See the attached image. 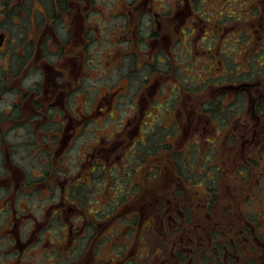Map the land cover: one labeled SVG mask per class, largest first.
<instances>
[{
  "label": "flooded vegetation",
  "instance_id": "af4514ba",
  "mask_svg": "<svg viewBox=\"0 0 264 264\" xmlns=\"http://www.w3.org/2000/svg\"><path fill=\"white\" fill-rule=\"evenodd\" d=\"M71 1H44L48 6H43L42 20L53 31L49 39L56 41L55 49L44 44L43 50L40 37L46 32H40L43 26L36 25V15L29 23L34 31L37 28L40 37L18 47L13 37H8L12 25L0 19V134H19L23 128L19 122L24 118L30 123L38 121L42 111L43 118L51 117L50 122H54V115L59 118L56 131L45 127L40 132L47 136L40 141L33 136V147L27 141L18 144L37 149L28 155L34 158L32 169L39 167L40 174L20 180L13 173L12 178L0 180V185L6 183L9 187L0 207V213H6L0 228V247L6 241L13 248L7 264H137L142 259L147 260L145 264H154L142 252L145 249L141 240L144 231L157 234L159 222L174 228L176 237L173 257L165 254L164 261L158 263V252L167 249L155 247V264H264V180L258 181V176L253 179V167L259 165L255 155L264 157V109L260 107L264 97V0H255V5H263L256 8H251L248 0H218L225 2L215 19L210 18L209 10L199 8L205 0H172L169 9L153 11L144 24L138 21L139 15L143 19L147 10L158 7L159 0H121L120 13L114 15L121 22L112 28L110 41L116 55L108 60L113 65L118 57L120 62L132 60L135 69L130 72V68L116 85L100 93L91 110L87 101L81 110H76L80 90L77 75L72 76V68L83 55L88 59V51L80 40L68 50L71 33L61 36L67 27L62 22L63 14L69 11ZM99 1L79 0L77 4L99 9L102 16ZM16 2L22 4V0H0V16L6 18L5 11H14ZM227 5H238L239 9L244 5L245 10L228 11ZM85 13L81 11L79 16ZM200 23L208 33L205 28L199 29ZM168 24L174 29L175 39L162 29ZM77 25L81 30V24ZM103 26L97 23L84 27L82 39L94 44L108 40L100 35ZM226 28L232 29L229 35L235 39L233 43H225ZM198 30L203 35H197ZM218 42L219 49L214 50ZM132 44L137 49L130 52ZM19 49L23 51L19 53ZM182 53L190 61L199 57L206 62L201 66V75H208L205 80L199 82L195 76L185 74L190 62L188 66L173 65L171 59H179ZM151 61L158 62L156 71L146 70L145 65ZM33 62H37L34 73ZM208 62L222 71L218 77H211L213 66ZM159 65H165V70ZM90 67L92 62H86V68ZM172 67L175 76L169 72ZM34 74L33 79L29 78ZM134 76H138L137 88L130 91ZM161 89L167 94L160 103ZM129 94L131 99L127 100ZM7 95L13 98L2 107ZM72 100L75 110L71 111L68 105ZM27 101L33 111L24 115L21 104ZM217 103L221 110L218 115ZM122 108L125 111L120 115ZM164 116L173 119L172 125L161 126ZM119 119V126L105 135H96L86 143L87 148L80 150L76 171L65 168L67 151L77 139L79 128L81 131L85 126L89 131L92 123ZM6 123L9 127L4 130ZM157 124L158 133L153 138ZM172 126L176 128L174 133ZM157 134L161 139L172 138L163 144ZM178 138V146H174ZM4 143L8 146L6 139ZM181 150H193L198 158L188 157ZM166 152L176 157L182 154L188 162L176 161L175 157V163L167 162V158L163 162ZM20 157L25 158L22 154ZM41 160L44 162L39 164ZM15 163V167L27 169L20 161ZM227 165L230 167L225 168ZM232 166L240 182L238 187L226 185L227 190H222L213 186L219 174H227ZM260 169L264 177L263 163ZM115 179L120 182V192L112 187ZM84 188L88 189L85 197L81 194ZM96 188L109 193L103 205L93 194ZM30 198L38 199V215L34 214L36 206L29 203ZM119 205H123L121 209ZM113 230L126 232L122 257H98L102 239H111ZM105 245L112 249L114 242L106 241ZM38 253L40 258L35 259Z\"/></svg>",
  "mask_w": 264,
  "mask_h": 264
},
{
  "label": "rangeland",
  "instance_id": "374dc122",
  "mask_svg": "<svg viewBox=\"0 0 264 264\" xmlns=\"http://www.w3.org/2000/svg\"><path fill=\"white\" fill-rule=\"evenodd\" d=\"M35 2H33L32 0H22V4H18V2H16V5L14 7V11H9L5 13H8L6 18L5 16L2 18V16H0V19L3 20V24L8 25L10 24V26L12 25V27L10 28L11 31L9 32L8 37L10 38V40L13 39L15 40V46L18 47L20 44L24 43L26 40L31 41L32 39H37L38 40V36L40 37V34H38L36 32L37 28H35V31L33 30V28H31L29 21H32V15H36V25L39 26H43L40 29V32L45 31V35H41V41L40 44H42L43 50H46L44 48V44L45 46L48 45V48L50 49H55L57 47L56 45V41L55 40H50L49 36H51L52 34V29L48 28L47 22L43 23L42 20V12L44 10L43 6L46 5V7L48 6L44 1L45 0H34ZM47 1V0H46ZM79 0H72L69 4V11L64 13L63 15L65 16V20L63 19L62 22H65L67 24L66 29L64 30L63 38L66 37L67 32L69 31L71 33V38L67 41V46H68V50L71 48H74L75 44L77 43V41L82 43V46L84 47V50L88 51L87 53L89 54L87 56L88 59H86L84 57V55L78 59L77 62V66L73 70L72 76L73 77H78V88L80 90V94L76 97V110L80 109L81 110V105H84L85 101H87V106H88V110L90 108H92L93 103L97 100V98L99 97V94L104 92V90L112 85H116L120 80V77L122 78V75L129 71L132 72V69H135L133 61L132 60H124L123 62H120L119 57H118V61H116L114 63V65L112 64L110 60L112 55H116L115 54V50L112 47V45L110 44V41L112 39V28L116 29L119 26V23L121 22L120 18L114 17L115 14H119L120 13V5L119 2H121V0H100V4H99V8L104 10V13L101 16V12L99 11V9H95L92 8L87 5H79L77 4ZM167 2H162L159 0L158 1V7L155 6V8H153L152 10H147V15L142 19L141 15L139 20L144 22L149 18V15L153 12V11H163V10H167L170 8V5L172 4V0H170V2L168 0H166ZM206 3H203L199 6V8L202 9H207L209 10L211 13L210 14V18L211 19H215L216 16L219 14V12L222 9V5L224 4L225 1H221L220 3H218V0H212V3H210L209 0H205ZM250 3L251 8H256V7H263V5L261 4L260 6L255 5V0H248ZM80 7L79 12H77V8ZM242 9H239L240 6L238 5H227L226 9L232 12H236V10L239 12H244L245 7L244 5L241 6ZM220 9V10H218ZM261 9V8H259ZM29 10V11H28ZM81 11H85L86 13L84 15H80ZM17 12L20 14V16L17 14ZM34 12V13H33ZM100 12V14H99ZM75 13L78 14V17L75 18ZM14 14L16 16H14ZM216 15V16H215ZM206 14H204L202 16L203 19H205ZM219 19V18H218ZM39 21V22H38ZM77 22H79L81 24V30L79 28V25L75 26V24H77ZM104 24L103 28V32H101L100 35L104 36L105 38H108V40H104L97 43H92V42H88L86 43L85 40L82 39V29L88 28L90 26H96V24ZM44 24V25H43ZM102 26V25H101ZM200 28H205L206 32L207 31V27L204 26V23H200L199 24ZM144 28V27H143ZM162 29H164L166 33H168L170 36H172L175 39V32L172 26L168 25H163ZM146 30V29H145ZM218 30V28H217ZM222 30H224V28H222ZM226 33L223 36V38L226 40L225 43L227 42H231L233 43L235 41V39L233 37H231V35H229V32L232 30L230 28H226ZM15 31V32H12ZM81 31V32H80ZM147 31V30H146ZM162 30L158 29V32H161ZM197 35H203V33L198 30ZM18 35H22L21 39H18L17 36ZM182 39L178 40L181 41ZM186 43L188 42L187 39H185ZM113 42V41H112ZM165 43V42H164ZM209 43H211V41H209ZM224 43V44H225ZM226 45V44H225ZM215 47V45H214ZM213 47V49H214ZM12 48V47H11ZM223 49H226L225 47H222ZM133 49H137L136 44H132V47L130 49V52ZM219 49V42L216 44V47L214 50H218ZM8 50V48H7ZM186 50V49H185ZM23 50L19 49L18 52L21 53ZM129 53H126V56ZM176 52H179L180 54V49L176 48ZM93 57V58H92ZM116 57V56H115ZM114 57V58H115ZM51 58H55V57H51ZM109 59V60H108ZM192 60L190 61V59L187 57L186 54L180 55L179 59H171L173 61V65H181V66H188V62L192 63L189 64L187 71H185V74L187 75H191V76H195L196 78H198V81L201 82L203 80H205L207 78V74H203L201 75V66H203V62L202 59H200L199 57H195V58H191ZM48 59H46V61H48ZM69 60H73V59H69ZM92 62V67L90 68H86V62ZM166 64L169 62L168 59H165ZM187 62V63H186ZM73 63V61H70V64ZM209 63V62H208ZM210 66H213L211 68V77L215 78L218 77L220 75V73L222 72L221 70H218L216 68V66H214L213 64L209 63ZM145 66L147 71H151L155 69H158V62L157 61H151L150 63L148 62ZM159 67H161L160 69H164L165 65H159ZM215 67V68H214ZM87 69V70H86ZM106 69H108L106 71ZM37 70V62H33L32 64V72L34 73ZM165 70V69H164ZM174 67H172L169 72L170 74H174ZM35 76L34 75H30L29 78L33 79ZM142 76V74L140 75ZM37 77V76H36ZM89 77V78H88ZM134 79H132L131 84V90H136L137 85L138 84V76H134ZM94 81H92V80ZM28 81V80H27ZM172 83V82H171ZM82 90V91H81ZM25 91V90H24ZM163 95L160 97V103L164 101V99H166V92L164 91V89H161ZM20 97V96H19ZM13 98L12 96H4L3 97V102H1V106L5 107L7 106L8 101H10ZM129 98L131 99L130 94L127 95V100H129ZM75 99V98H74ZM124 99H126V97H124ZM190 102V101H188ZM10 103V102H9ZM29 101L27 102H22L21 104V112L22 114H30L33 111V108L29 107ZM68 103V102H67ZM70 103V102H69ZM192 103V102H190ZM72 105H68V109L71 110L73 108L74 109V102L73 100L71 101ZM201 104V103H200ZM230 104H232L230 102ZM173 106V105H171ZM200 106V105H199ZM70 107V108H69ZM163 107V105L161 106ZM230 107H234V105H231ZM169 107H164L165 111H168ZM40 111H42L41 109H39ZM91 110V109H90ZM52 112H54V109H51ZM72 111V110H71ZM125 111V108H122L121 110H119V114L123 115ZM114 113V112H113ZM85 114V113H83ZM114 114H117V112H115ZM40 118L42 119H38V121H34L30 123V120L27 118H24L23 122H19L20 126L23 127L19 134L17 131L15 132H9L8 134H0V180L1 179H8L9 177L12 178V174L15 173V178H20V180H26L27 178L32 179V174L35 173L37 176L40 174V172L38 171V168L31 167L30 163L33 162L34 158H30L28 155V152H37V149H32L30 147H33V145L31 144V140L33 138L34 135H36L37 140H42V136H47L44 134H41L40 131L42 130H46L45 127H52V131H56L59 128V124L56 122L57 120H59L58 117H56L55 115L54 117V122H50V116L47 118H43V111L42 113L39 115ZM99 117V116H98ZM100 121V119H98ZM164 123L161 124V126H169L172 125V118L168 117V116H164L163 119H160V121H163ZM119 120L115 121V122H110L109 120L105 121L104 123H100L98 122V124L96 123H92L91 127L89 126V131H87L85 126L84 128H80L78 129V133L79 135L76 137L77 139L75 140V142L73 143V145H71V147L68 149L67 151V158H66V164L65 161L63 162L67 168V166L71 167L72 170L76 171V166L78 165V159L77 156L80 155V150L82 148H87L86 143L92 141V139L98 135H105L107 133H109L110 131H112V128H116L117 125L119 126ZM50 122V123H49ZM50 126H49V124ZM82 126V124H81ZM80 126V127H81ZM88 126V124L86 125ZM7 127H9V124H3V129L6 130ZM25 127V128H24ZM171 132L174 133V131L176 130V128L174 126L170 127ZM154 132L151 134L152 137L154 138L155 133H158V124L155 125L154 127ZM162 134V133H161ZM161 134H157L156 137H158V141H162V143L164 144L165 142H167L168 140H170L172 137L169 136L168 138H164L161 139L158 135ZM49 135V134H48ZM35 138V137H34ZM6 139V142L8 143V146L6 143H4ZM24 141L29 142L31 145L30 147H26V146H20L18 145L19 143H23ZM49 141L51 142V137L49 139ZM48 141V142H49ZM179 138L176 140V142H174V146H178L179 143ZM193 141V138L191 139L190 142ZM49 142V143H50ZM162 151V150H161ZM160 151V153H161ZM165 150H163L164 152ZM183 151V150H181ZM184 152V151H183ZM159 153V154H160ZM167 156H162L163 157V162L166 161L167 158V162H174L172 157H176L173 156V154L166 152ZM185 154H187V156L189 157H193L194 159L198 158V154L195 153L193 150L189 151V152H184ZM23 155L25 158L23 160H21L20 155ZM255 160H257L259 162L258 166H254L253 167V179L257 180V176H258V181H263L264 177L263 175H261V169L262 168V163L264 166V157L261 156V154H257L255 155ZM200 157H203V152L200 153ZM20 161L22 164H24L27 169L25 170H21L17 167H15V165H17V163H15V161ZM62 160V159H61ZM201 160V159H200ZM177 161L179 162H188L186 160V157L182 154L178 155L177 157ZM44 162V160H41L39 162V164H42ZM222 162V161H221ZM35 163H38L35 161ZM175 163V162H174ZM39 164H36V166H38ZM13 167V168H11ZM230 166L227 165L225 166V168H229ZM41 170L43 171V167H40ZM264 170V169H263ZM77 173V172H76ZM237 172L234 170V167H231L230 172H228L227 174H219V178L218 180L215 182V184L213 186H217L222 190H227L226 185H231V188L233 187H238V182L236 180L235 174ZM24 176V178H23ZM220 183V185H219ZM240 183V182H239ZM7 184L5 183L3 186L0 185V207H1V201H4L5 199H3L5 197V195L8 193L9 191V187L6 186ZM99 188H101L102 186L98 185ZM241 186H244V184H241ZM112 187L117 191L120 192L121 191V186H120V182L118 179H115ZM27 190V189H25ZM114 190H112L111 195H115L113 194ZM81 194L83 195V197H85L88 194V189L84 188L83 190H81ZM94 195H96L97 199L99 201H102L99 203V205H103V203L105 202L103 198H107L108 196L105 194H109V193H104L102 191H99V189H95L93 192ZM39 195V193H37L35 196ZM24 196V195H23ZM38 199L36 198H30L29 199V203L31 205H35V209H34V214L38 215V213L41 212L40 208H38L37 206V201ZM124 199H122L123 201ZM106 202H112L111 200H106ZM118 202V201H117ZM116 202V203H117ZM120 203V202H119ZM118 203V204H119ZM124 205V204H123ZM123 205H119V208L121 209ZM0 215L2 216V218L0 219V228H2L4 226V222L2 221V219L4 220V218L6 217V213H0ZM160 224H158V233H151L150 230L144 231V235L142 237L141 240V247L144 248L145 250H143L142 252H146L147 258L151 260V262H153L155 264L156 262V258L157 255L154 253V249L156 246H161L162 248L167 249V251L165 250H160L158 252V263L160 261H164V257L166 256L165 254H168V257H173L172 253H173V243L175 242V230L172 227H169L167 225H163L161 224V222H159ZM118 233H115V231L113 230V236L112 238H107L104 237L103 240V245L102 247L99 248L98 250V257L100 258H108V255L110 254V257H122V255L120 254L121 251H123L125 249L123 243L125 242V239L123 238V236H125L126 232H121L117 231ZM166 238V240H164ZM106 241L109 242H114L113 248L112 249H108L106 247ZM168 241V242H167ZM128 242V241H126ZM132 242V241H131ZM110 244V243H109ZM118 244V246H116ZM0 264H7L10 262V256L12 255V252L9 251L13 248H11V245L8 244L6 241H2L1 243V247H0ZM118 248H120V251L118 250ZM147 249V251H146ZM160 254H162L160 256ZM40 258L39 253L35 255V259ZM28 260V259H27ZM147 262L146 259H142L141 261L137 262V264H145ZM40 264H48V263H40ZM102 264H108L106 262H102Z\"/></svg>",
  "mask_w": 264,
  "mask_h": 264
},
{
  "label": "trees",
  "instance_id": "16d2710c",
  "mask_svg": "<svg viewBox=\"0 0 264 264\" xmlns=\"http://www.w3.org/2000/svg\"><path fill=\"white\" fill-rule=\"evenodd\" d=\"M232 77H234V76H232ZM213 104H214V103H213ZM219 106H220L219 103H217V105H215L216 110H217L216 115H218V114L221 113V110H219ZM260 107H262V108L264 109V97L262 98V101H261V103H260ZM175 159H176V161H177V157H175Z\"/></svg>",
  "mask_w": 264,
  "mask_h": 264
}]
</instances>
